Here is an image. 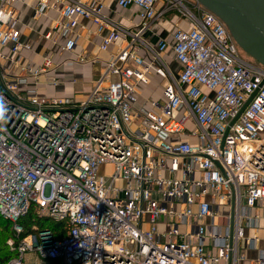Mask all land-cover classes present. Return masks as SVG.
<instances>
[{"label":"built area","instance_id":"obj_1","mask_svg":"<svg viewBox=\"0 0 264 264\" xmlns=\"http://www.w3.org/2000/svg\"><path fill=\"white\" fill-rule=\"evenodd\" d=\"M18 1L0 0V216L12 223L7 245L17 252L7 264H26L28 253L61 264H241L247 249L258 250L255 264H264V249L258 238H245L244 223L247 211L264 207V66L241 56L226 24L196 0H118L140 9L136 30L110 20L100 2L39 0L38 16L63 3L46 39L74 31L84 18L105 34L102 51L126 41L76 102L21 88L17 69L38 79L54 62L46 53L39 66L21 64L31 45L18 27ZM174 10L190 26L176 28L171 45L162 40L155 48L141 38ZM170 46L177 74L161 57ZM75 47L70 36L62 49ZM138 47L166 80L165 100L150 101L144 114L135 105L150 65ZM222 204L234 209L233 231L230 219L223 232L202 222ZM32 206L66 223L67 235L44 228L19 239L18 221Z\"/></svg>","mask_w":264,"mask_h":264},{"label":"crops","instance_id":"obj_2","mask_svg":"<svg viewBox=\"0 0 264 264\" xmlns=\"http://www.w3.org/2000/svg\"><path fill=\"white\" fill-rule=\"evenodd\" d=\"M39 0H19L15 9L19 16L18 27L21 30L23 40L30 43V49H24L21 59L23 66H39L43 62L46 53L53 57V66L48 73L41 75L38 79L30 77L23 71L17 69L18 81L23 91L37 93L46 97H64L76 102L82 101L94 88V86L103 78L106 73L108 61L114 55L120 46L126 44L121 40L112 45L108 51L101 50L103 36L98 34L96 26L89 19L81 18L79 25L74 31L70 29L60 30L53 33L51 39L45 36L52 30L53 24L62 18L61 10L63 3L52 7L46 16L35 15L36 6ZM73 1V0H72ZM88 5H94L98 2L103 3L104 14L113 22L119 23L127 29L136 30L140 22V9L136 6L122 8L118 5V0H74ZM158 12L162 11V6L157 7ZM189 23L176 10L170 11L158 16L150 27L142 34L143 38L152 47H157L162 40L172 43V33L176 28H189ZM76 37V47L73 51H64L63 45L67 37ZM137 54L150 65L149 82L141 83L138 87V102L135 107L140 114L152 110L150 101H164V87L166 80L157 73L156 64L146 47H138ZM163 61L169 67L173 74H177L181 69L176 61L173 50L170 46L162 55ZM5 68H10L6 62ZM16 70V69H15ZM59 80L55 84L53 80ZM105 81L103 85L105 86ZM180 109H183L181 107ZM137 123H133L132 128H136ZM163 138L173 140V136L163 135ZM196 142L195 139H191ZM232 213L230 204L215 206L213 217L206 218L202 222L208 224L215 231L220 228L223 232L224 227L228 225ZM250 219H245L247 225L245 238H258V248L264 249V207H255L247 211ZM223 236V233H221ZM246 246V241L241 242ZM259 254L258 250H245L246 259L241 264H255Z\"/></svg>","mask_w":264,"mask_h":264},{"label":"water","instance_id":"obj_3","mask_svg":"<svg viewBox=\"0 0 264 264\" xmlns=\"http://www.w3.org/2000/svg\"><path fill=\"white\" fill-rule=\"evenodd\" d=\"M218 16L228 27L239 48L264 66V0H196ZM249 99L239 111L235 122L250 103ZM232 122V123H233ZM217 166L223 167L217 161ZM234 209L230 218L233 231Z\"/></svg>","mask_w":264,"mask_h":264},{"label":"trees","instance_id":"obj_4","mask_svg":"<svg viewBox=\"0 0 264 264\" xmlns=\"http://www.w3.org/2000/svg\"><path fill=\"white\" fill-rule=\"evenodd\" d=\"M36 209L32 206L26 216L21 218L18 223L23 227V232L19 239L24 238L29 233L41 230L44 228H49L53 231L56 238H62L68 233V226L66 223L55 222L50 218L40 217L36 215ZM10 238H15V231L13 229L12 223L2 216H0V245L6 244L7 247L1 246L2 251L8 250L9 256L5 259L2 258L1 264H7L9 260L17 256V252L12 251L7 245ZM17 239V241L19 240ZM50 264H61L59 261H53Z\"/></svg>","mask_w":264,"mask_h":264},{"label":"rangeland","instance_id":"obj_5","mask_svg":"<svg viewBox=\"0 0 264 264\" xmlns=\"http://www.w3.org/2000/svg\"><path fill=\"white\" fill-rule=\"evenodd\" d=\"M240 54L247 61L252 62V63H257V61L254 58L246 54L241 49H240ZM104 171H105L104 167H102L101 173H104ZM36 215L39 216L37 212H36ZM1 246L7 247L5 243L3 245H0V264L2 263V258L6 259L9 256L8 250L5 249L4 251H2ZM25 262L26 264H50V262L47 259L42 258L37 253H28L25 256Z\"/></svg>","mask_w":264,"mask_h":264}]
</instances>
